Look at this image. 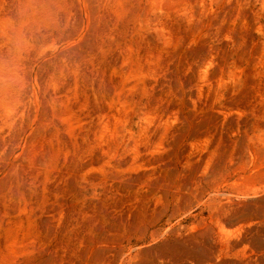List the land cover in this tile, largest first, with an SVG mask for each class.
<instances>
[{
  "label": "rangeland",
  "instance_id": "rangeland-1",
  "mask_svg": "<svg viewBox=\"0 0 264 264\" xmlns=\"http://www.w3.org/2000/svg\"><path fill=\"white\" fill-rule=\"evenodd\" d=\"M0 264H264V0H0Z\"/></svg>",
  "mask_w": 264,
  "mask_h": 264
}]
</instances>
